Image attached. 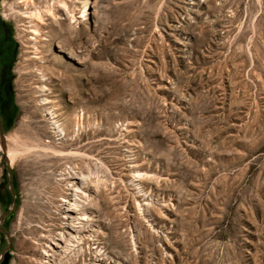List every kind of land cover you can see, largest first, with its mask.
Returning <instances> with one entry per match:
<instances>
[{
  "label": "rangeland",
  "instance_id": "rangeland-1",
  "mask_svg": "<svg viewBox=\"0 0 264 264\" xmlns=\"http://www.w3.org/2000/svg\"><path fill=\"white\" fill-rule=\"evenodd\" d=\"M26 1L0 4L18 40L0 264H264V0Z\"/></svg>",
  "mask_w": 264,
  "mask_h": 264
},
{
  "label": "bare ground",
  "instance_id": "bare-ground-1",
  "mask_svg": "<svg viewBox=\"0 0 264 264\" xmlns=\"http://www.w3.org/2000/svg\"><path fill=\"white\" fill-rule=\"evenodd\" d=\"M58 2L63 3L66 6V4L63 1H58ZM27 4H28V1H26V4L24 3L21 6L23 7L25 5L24 6V8H25L27 6ZM42 6L43 5H40V6L39 5H36L35 6V9L37 10V12H34L33 11L34 13H31L29 15V22L32 24V26H31V34L36 39V44H41L40 46L43 48V50L41 52H39L40 53L39 59L42 62V64L38 68L39 78H40V80H48V79L51 80L52 79L51 78L52 75H55V73L57 72V69L55 67H51L52 68V71H50L49 69H51V68L48 65L49 64H54L55 65V63L58 60V58H57L58 56L56 57L53 54V41H54V38L52 36H49L48 37V35L46 33H44L43 30H42V21L44 20L45 15H47V13H45L44 10L42 9ZM83 7H84V9L86 11L87 10V4H85ZM12 8H14V7L12 6ZM27 11L28 10L26 9V12L25 13H28L29 12V11L28 12ZM49 11H50V9L48 10V12ZM70 17L75 20V16H73L72 14L70 15ZM41 37H42V39L44 38L45 40H40L39 38H41ZM37 51H38V49H37ZM44 87H46L45 90L48 89L46 85H44ZM43 99H44V101L47 100V98H43ZM53 123L55 125H58L59 126V121L58 120L55 119L53 121ZM23 142L24 141H22V143L19 142V143H21V145H19V143H18L19 146L16 145V146H9L8 147V149H7V155H6L7 159L14 160L18 156L27 153L29 151V149H32L33 148V147L31 148V146H33V144L30 146V144L28 145L27 143H25V142L23 143ZM39 146L40 145L36 144L34 146V148L35 147H39ZM42 148H44V147H42ZM46 148H49V147H46ZM76 224H77V226H76ZM71 225L73 226V228L77 232H79L82 229V227L85 226L84 223L81 220H77V219L73 220L71 222ZM42 236H43L42 240H45L44 241L45 242L44 244H46L47 243V240H46L47 234L46 233L45 234H42ZM62 237H63V234H62ZM78 239H81L82 240L83 239V234L82 235H79V238ZM68 241L70 242V241H73V240L71 238ZM46 245L49 246V247H51V245H49V244H46ZM41 248L45 252V255H48V256L53 255V252L51 253V251L49 249H47L45 246H42Z\"/></svg>",
  "mask_w": 264,
  "mask_h": 264
},
{
  "label": "flooded vegetation",
  "instance_id": "flooded-vegetation-1",
  "mask_svg": "<svg viewBox=\"0 0 264 264\" xmlns=\"http://www.w3.org/2000/svg\"><path fill=\"white\" fill-rule=\"evenodd\" d=\"M2 0H0L1 4ZM15 16V15H14ZM14 17L5 18L0 11V139L5 127L12 124L14 113L12 101L15 74L14 65L18 51V40L14 36Z\"/></svg>",
  "mask_w": 264,
  "mask_h": 264
},
{
  "label": "water",
  "instance_id": "water-1",
  "mask_svg": "<svg viewBox=\"0 0 264 264\" xmlns=\"http://www.w3.org/2000/svg\"><path fill=\"white\" fill-rule=\"evenodd\" d=\"M8 257H9V255L7 254V255H6V258L8 259Z\"/></svg>",
  "mask_w": 264,
  "mask_h": 264
}]
</instances>
